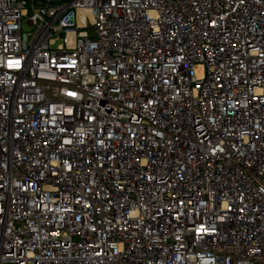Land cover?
Masks as SVG:
<instances>
[{"label": "built area", "instance_id": "built-area-1", "mask_svg": "<svg viewBox=\"0 0 264 264\" xmlns=\"http://www.w3.org/2000/svg\"><path fill=\"white\" fill-rule=\"evenodd\" d=\"M0 264H264V0H0Z\"/></svg>", "mask_w": 264, "mask_h": 264}, {"label": "rangeland", "instance_id": "rangeland-1", "mask_svg": "<svg viewBox=\"0 0 264 264\" xmlns=\"http://www.w3.org/2000/svg\"><path fill=\"white\" fill-rule=\"evenodd\" d=\"M22 27L25 31L31 30V26L27 25L25 22H23Z\"/></svg>", "mask_w": 264, "mask_h": 264}]
</instances>
